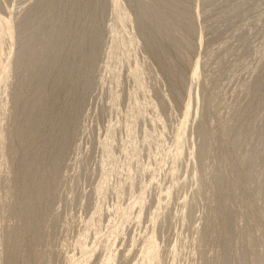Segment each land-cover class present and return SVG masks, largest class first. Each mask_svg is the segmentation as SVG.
I'll return each mask as SVG.
<instances>
[{
    "label": "rangeland",
    "instance_id": "374dc122",
    "mask_svg": "<svg viewBox=\"0 0 264 264\" xmlns=\"http://www.w3.org/2000/svg\"><path fill=\"white\" fill-rule=\"evenodd\" d=\"M34 1L0 0L2 5L0 16L10 19V22H7L12 23L14 26H9L15 27L12 30L13 28L8 26L10 31H13L11 33H15L17 24L23 19L26 10L33 5ZM137 1L142 0H132L128 5H126V1V3L121 2L124 5L122 7L125 8L126 15H124L125 13L122 14L125 20L123 19V25H120L121 28H117V26L115 28L117 33L120 30L119 34H123V36L127 34L125 31H128L129 36L133 40L135 39V42L139 39V33L134 22ZM106 3L108 5L111 2L107 0ZM183 4L192 17L194 31L181 30L176 34L177 40L181 44L180 51L186 56V62L176 66L181 73V81L176 79L167 80L157 61L148 56V52L143 43H139L140 41L137 44L138 48L135 47L136 50L130 51L132 49L129 50L125 46L124 48L120 46L113 55L106 57V53L110 49L109 40L111 39L109 38L112 35L109 34L111 30L107 29L109 25H113L115 17L110 11L111 5L107 6L108 10L104 9L105 11L101 12L100 26L103 30V36L99 43L101 49L99 48L95 58L94 78H92L89 90L85 95L84 104L78 112L76 128L69 138L68 151L55 172L54 191L51 192L48 207L51 213L49 218L54 221L55 227L53 232L50 228L48 233V225L45 230L48 234L51 233L52 236L44 244L43 255L47 259L56 255L60 261L67 263L66 259L71 254H73L71 257L76 256L77 258V255H81L79 254V248L87 243L91 244L95 233L98 234L99 232V237L101 235L103 237V234L106 236V229H110L115 222L118 223L116 220H119L120 224H115L113 229L115 233L113 232L114 235L109 242L111 245L107 257L108 262L103 264H142L141 252L148 244V239L151 236H153L152 240L154 241L147 251V264H199L198 241L201 237L202 226H204V221L207 218L206 209L211 198L209 196H212L210 190H208L210 188L209 184L201 182V174L198 171L199 165H197V163L199 164L197 150L202 140L200 123L203 118V108L211 103L212 98L222 87L227 93L225 92L224 96H220L221 99L216 102V107L213 108L212 112L210 110L206 111L208 113L207 127L209 133L212 134V130H214L213 134H215L211 135L214 138L213 141H215L211 146L213 149L210 150L211 155H213L208 159L209 161L210 159L214 160L215 155L224 150L231 165L240 175V180L236 184H239L237 192L240 190L241 192L237 193L236 198L238 201L236 200L235 205L238 207L236 206L235 209L237 208V212L242 209V213L238 212L240 216L237 215L236 226L244 232V228L246 226L247 229V222L251 218L249 224H252L253 221L254 224L252 225L256 227L254 229L252 225H248L252 231V234L248 233V236L250 235L249 237L253 238L252 235L255 234L253 239H257L258 242L256 246L250 248V251H247L249 256L246 257H250L247 262L249 264H264V221L256 220L254 216L257 213L255 207L250 211L249 206L246 207L245 205L248 198L245 200L244 198L247 197L250 185L247 186V183H245L247 180L244 178L245 171L241 165L242 158L236 154L230 141L223 142L215 139V137H220L219 124H225L229 111L244 106L245 94L251 87L254 78L264 80V0H183ZM23 7L25 8L22 9ZM80 21L74 24L75 29L77 27L81 28L83 23ZM103 23L104 25H102ZM2 27L1 23L0 71H3L5 66L6 70L8 69L7 67L17 51H14L17 47L15 36V39L12 36L8 37L7 31H4L6 29ZM10 37H12L11 41ZM235 42L236 44H234ZM122 49H125L130 57L126 56L125 50ZM123 55L126 56V59ZM101 58H104L107 64ZM8 59L9 64L7 65L5 63ZM128 59L129 62L126 64L125 61H128ZM115 61L117 64L114 63ZM196 62H198L199 76L197 75L195 82H191L188 76L192 72L191 69L195 67ZM110 67L115 70L117 76H111ZM135 71L138 74L140 73L137 81L134 80L135 75L133 73ZM131 72L132 74H130ZM233 74L235 76L230 82L229 76ZM216 75L223 82L220 80L221 83H216L215 81L218 80ZM1 76L0 127H2L0 129L2 130L3 126H6L7 131L6 133L0 131V240L6 228L16 227L21 232V219L18 217L20 204L18 203L15 185L22 177L19 169L23 156L19 136L14 131L16 122L13 121L15 119L12 114L10 76L8 71H5ZM132 76L133 79L131 80ZM213 82L218 84L216 88H214V84L212 85ZM189 83H192V85H189ZM169 84L181 85V89H179V98L181 99L178 102L171 98ZM190 86H193L192 89ZM204 86H207L209 91H205ZM133 88L136 91L132 99L129 93H132ZM189 89L192 90V98L190 99L192 113H195L193 118H190V115L185 116L183 114ZM254 93L257 97L263 95L264 85L256 87ZM135 103L137 106H135ZM179 123H183L185 131L180 141V149L177 151L174 147V138ZM246 123L245 120L242 121V125H246ZM237 124L238 122L235 121L230 122L228 125L235 128ZM243 133H245L244 130ZM5 136L11 147L12 156L10 155V157L4 154L1 147L5 141ZM218 143H220V146ZM221 147L224 149L222 150ZM208 159L207 162H209ZM212 160L210 163H213ZM47 162H50V160L48 159ZM82 171L88 173L86 175L87 178H90L89 180ZM3 175L8 180L4 184H2V181H4ZM79 179L81 180L79 181ZM85 179L88 184L90 180L93 183L91 182V185H88ZM99 179L105 180V192L100 200L96 192L95 199H93L95 196L91 195V191H95L96 183L97 186H100L101 181ZM77 180L81 185L84 182L82 189L85 192L88 191L87 194H84V191L81 190L79 182V186L77 184L73 187ZM85 183L88 185L87 187H91V190L86 189ZM78 189L81 193L78 192ZM242 190L246 191L247 194H244ZM89 192L90 195H88ZM82 193L84 197H82ZM92 193L94 195V192ZM77 195L82 198L77 197ZM89 196L90 199H88ZM76 197L78 201H76ZM84 198L87 199L83 200ZM91 199L92 201L89 202ZM94 200L95 203H102L101 218L97 225L100 224L101 230L103 232L106 230L105 233L97 230L100 229L99 226L90 230L87 226L84 227L86 221L89 220L88 215L92 214L91 212L95 207ZM262 200L264 199L262 198ZM86 201L90 204H86ZM240 201L246 207L244 208L246 210L248 208L250 212L248 210L247 212L244 211V208L240 206L242 204H240ZM131 202L133 204L129 207ZM261 202L263 203L261 200L258 203L261 204ZM81 205H88L87 209L89 210L86 209V206L82 207ZM118 207L121 209H118ZM113 210H117L115 212L120 215L117 217L115 212L110 215L109 213ZM243 212L253 217H248ZM243 217L247 220L246 222H244ZM114 219L116 220L112 222ZM43 222L46 225V220H43ZM256 229L257 231L253 233V230ZM94 230L98 232H94ZM96 234L95 236H97ZM27 241L25 239L23 242L26 243ZM97 247L99 248L95 249V253L92 254L93 257L91 256L85 264L100 263V259L106 251L103 248L104 246L98 245ZM1 248L4 251L0 257V264H3L11 251L10 242ZM210 249L207 251L210 255H207L211 257L209 259L212 264H215V262L216 264L222 262L226 264L228 262L227 258L226 263H224L225 259L223 261L225 255L222 257V253L220 255L217 250L215 252L211 249L217 254L215 255V253L209 252ZM24 251L25 249L21 251L20 256H23ZM233 261L230 262L229 260L230 264H235V261ZM63 262L61 264H64ZM19 263L20 261L17 260L16 264Z\"/></svg>",
    "mask_w": 264,
    "mask_h": 264
},
{
    "label": "bare ground",
    "instance_id": "6f19581e",
    "mask_svg": "<svg viewBox=\"0 0 264 264\" xmlns=\"http://www.w3.org/2000/svg\"><path fill=\"white\" fill-rule=\"evenodd\" d=\"M125 1L127 2L126 5L132 2V0H110L111 3L108 4L111 5L110 11L113 13L112 15L115 17V19H113V25H109L111 22L107 24L110 26H108L107 30L111 31L110 33L109 31H106L112 35L111 38L108 37L109 39H111L109 40L110 51L108 50L106 53L107 56H105L109 57L110 55H113L120 46L121 48H124L125 46L129 50L132 49L130 51H133L134 49L136 50V48H138L137 44L140 41L139 43H143L146 51L148 52V56L151 57L152 60L157 61L161 71H163L164 76L167 80L172 81L176 79L178 81H181L182 76L176 66L184 64L186 62V56H184L180 51L181 44L180 42H178L176 34L181 30L186 32L194 31L192 17L189 11L184 6L183 0L137 1V7L134 14V22L136 24L135 27L139 33V39L137 38V42H135V39L133 40L132 37L129 36L128 31H125V33L127 34H124L123 36V34H119L120 30L119 33H117V30L115 29L116 26L117 28H121L120 25H123L124 18L122 14L125 13V8L122 7L124 5H122L121 2L123 3ZM106 2L107 0H35L34 3H32L33 5L26 10V13L24 12L25 14L23 15V17L21 16L23 19L17 24V32L15 31V33H17L16 35H14L15 33H11V31L14 30L15 27L13 28L12 26L14 25L7 22L10 19L8 20L5 19V17L2 18V16H0V24L2 23L3 27L6 29L4 31H7V36H12L13 38L15 36L16 38L15 42L17 44V47L14 50H17L16 54L14 58L11 59L10 64L8 63L9 59L6 61L5 64H9L7 67L8 69L6 70L5 66L3 68V71H0V79L2 78L1 75L5 71H8L11 83L10 87L12 90L10 96L12 97V114L15 119L13 121L16 122V124L13 122L15 124L14 131L19 136V144L20 147H22L23 151L21 160L22 162L19 169L20 175L22 177L16 182L15 185L18 203L20 204L18 217L21 219V232L16 227H13L12 229L6 228L2 233L0 240V257L4 251V249L1 247H5L8 242H10L11 247L10 254L3 264H16L17 260L20 261L19 264H48L49 262L50 264H61L63 262L60 261L56 255H53L49 259H47L45 255H43L44 244L52 237L51 233H48L50 230H52L53 232V229L55 227L54 221L49 218L51 216V213L48 207L50 204L49 202L51 192L53 193L54 191L53 182L54 179H56V169L60 166L59 163L62 161V158L68 151L69 138L70 135L74 133V130L76 128L78 112L84 104L83 101L85 100V95L89 90L92 78H94L93 70L95 68L94 65H96L95 58L101 45H99V43L103 36V30H101L100 26V14L101 12L105 11L104 9H107L108 5ZM1 6L2 5L0 4V9L2 8ZM24 8L25 7H23L22 9ZM124 15H126V13ZM128 19L129 17L127 18V20ZM77 21H80L83 24L81 28L77 27V29H75L74 24ZM102 25H104V23ZM8 26L12 27L13 29L10 31V28H8ZM12 37H10V41ZM234 44H236V42ZM122 50L124 51L125 49ZM129 50H127V52H129ZM132 53L134 54V52ZM125 54L126 56L128 55L126 53V50ZM131 58L129 59L131 60ZM129 59L128 61H125L126 64L129 62ZM103 60L104 58L102 59V61ZM244 60L247 62L246 59ZM105 63L107 64V61H105ZM114 63H116V61ZM110 68L111 70L109 72L111 73V76L114 75L113 77H115V70L112 67ZM224 69L226 70V68ZM191 70L192 72L188 76L190 79L189 81L195 82L197 80V75L199 76L198 62H196L195 67ZM134 73V80L137 81L140 73ZM130 74H132V72ZM234 74L229 76L230 82L231 79L233 80L235 76ZM132 79L133 76L131 80ZM217 79L218 80H216L215 82H220V77ZM216 83H212V85L214 84V88H216L218 85ZM251 83L252 85L244 97V106L241 105L242 107L238 109L235 108L233 111L230 109L231 111H229L228 113L225 124H219L220 137H214L216 140H220L223 142L230 141L236 154L239 155L240 158H242L241 165L245 171L244 178L247 180L245 183H247V186L250 185L248 194L246 191L245 193L244 190H242L244 194H247V197L246 195V198H244L243 196L242 197L244 198V200L248 198V202L245 205L246 207L249 206L250 211L255 207L257 213L254 216L256 217V220L264 221V200H262V198L264 199V93L260 97H257L254 93L256 87L264 85V80H262V78H254ZM189 85H192V83H189ZM207 86H204L205 91H207L208 87H210ZM180 87V84L170 85L169 94L171 98L175 100V102H178L181 99L179 98V89H181ZM133 90L134 88L132 89V93H129V95L132 96V99L134 97V92L136 91ZM185 91L187 92L188 90ZM225 92V89L221 87V89L216 94L214 93L215 97L212 98V100L210 101L211 103L205 105V107L203 106V118L200 123V135L202 136V140L197 150V156L199 159V164L197 163V165H199L198 171H200L201 174V182H207L206 184H209L210 188H208V190H210V194H212V196H209L211 198L208 203V210L206 209L207 218L204 221V226H202L203 228L201 237L198 241V252L200 259L199 264H212L211 260L209 259L211 257L208 256L210 255V253H207L208 249L210 248L213 251L215 250V252L217 250L218 254L220 253V255L222 253V257L223 255H225L223 261L225 259L224 263H226L227 258L228 262L226 264H230L232 260L235 261V264L236 262L237 264L248 263L247 261L250 257H246L249 256V254L247 255V251H250V248L256 246L258 242L257 239H253L255 234L252 235L253 238L249 237L250 235L248 236V233L250 234L252 232L249 229L248 225L254 224L253 221L252 224H249V222H251V218L247 222L248 224L245 223L247 224V229L245 226L244 232L241 231L238 226H236V218L238 212L240 211L239 210L237 212V208L235 209V207L237 206L235 205L237 200L236 196L237 193L241 192V190L237 192V186L239 184L237 185L236 183L240 180V175L231 165L229 158L223 150L224 148L222 149L221 147L223 151L220 153L217 152L218 154L216 153L217 155H215L214 160L210 159V161L212 160L213 163H210L208 159V157L211 158L213 155H211L210 150L213 149L211 146L215 141H213L214 138L213 136H211L214 130H212V134H210L207 127L208 113H206V111L210 110L212 112L213 108L216 107V102L221 99L220 96H224V94L227 93ZM187 93L188 96H186V98L188 97V99L184 104L183 114H185V116L190 115V118H193L195 113H192V105L190 99L192 98V90L189 89V92ZM60 100H62V102H60ZM115 102L117 103V101ZM135 106H137V104ZM243 120L247 122L246 125H242ZM235 121L238 122L237 126L233 128V124L232 128L229 127L228 124ZM177 128L178 129L174 138V147L178 151L181 146L180 141L185 128L183 127V123H179ZM243 130L245 131V133H243ZM0 131L6 133V126H3L2 130L0 129ZM218 144L220 146V143ZM1 147L3 148L2 151L4 152V154L10 157L11 147L9 146V142L6 136L5 141L2 143ZM48 159L50 160V162H47ZM207 159L209 162H207ZM211 169L213 170V172H211ZM84 173L85 172H83V174ZM86 174L88 173H85V175ZM3 177L4 181H2V184H4L7 180L4 175ZM85 177L87 178L88 176L86 175ZM89 179L90 178H87V180ZM80 180L81 179H79V181ZM87 180L85 179V182ZM79 181L77 180L76 183H74L73 187H75V185H77ZM100 181V186H97L96 183L97 188L95 186V191H91V195L95 196L93 199L96 198L95 192L99 195V200L104 195L105 180L101 179ZM91 182L92 180H90L89 182L90 185ZM86 183L85 186L87 187L89 184L87 183L88 185H86ZM79 184L77 186H79ZM82 186H84V182L83 185L80 186L81 190L84 191V189H82ZM88 188L89 187H87L86 189ZM88 190H91V187ZM78 192H80L79 189ZM87 192L84 191V194H87ZM92 192H94V195ZM84 194L82 197H84ZM78 195L77 197L82 198ZM88 195H90V192L88 193ZM77 197L76 201H78ZM90 198L91 197L89 196L88 199ZM238 198L242 200L241 197ZM86 199L87 198H84L83 200ZM260 200L263 201V203L261 202L263 206L258 203L260 202ZM91 201L92 199L89 202ZM242 201H240V204L242 203L240 206L244 208L245 206L243 202L246 201ZM87 203L88 201H86V204ZM93 203H95V200ZM101 204L95 203L93 212H91L92 214L88 215L89 220L86 221V225L84 224V227L87 226L89 230L95 229L94 227L96 226L100 227V224H97L98 222H100L101 218ZM131 204H133V202L130 203L129 207L131 206ZM119 208L120 207H118V209ZM245 208L244 211L246 210ZM249 210L248 212H250ZM115 211L113 210V212H110L109 214L112 215V213H114ZM239 213H242V209ZM244 214H246V216L248 217L252 216L249 214L247 215V213ZM118 215L120 214L116 213L117 217ZM121 215L123 214L121 213ZM43 220H46V225L43 224ZM115 220L116 219H114L112 222H114ZM244 220V222L247 221L245 218ZM116 221L119 223V220ZM118 223L115 222L116 225ZM115 224H113L111 228L109 227L110 229H106L107 232L106 230L105 232L107 233V235L105 236L103 234V237H101L102 235L100 236L101 238L98 236V231L101 230L102 227H100V229H97L98 231L94 230V232H98V234H95L99 238L94 234V239L91 244L87 243L79 248V254H81L80 256L77 255V258L76 256L71 257L73 255L71 254V256L66 259L67 263H63H87L91 256L93 257L92 254L95 253V249L99 248L97 247L98 245L104 246L103 248H105L106 251L103 257H100L101 259L98 257L101 261L99 259L98 260L102 264L107 263V257L111 245L109 242L114 235L113 232L115 230L113 229L115 227ZM46 227L47 230L51 228L50 230H48V233L45 231ZM254 227L256 226L254 225ZM241 229L243 230V228ZM101 231L102 233H105L103 232V230ZM253 231V233H255L257 229ZM25 239L28 240L26 243L23 242ZM152 239L153 236L149 237L147 242L148 244L141 252L142 264L148 263L147 251L153 244L152 242L154 240ZM23 249H25L23 256H20ZM212 250L209 252H213ZM215 255L217 254L215 253ZM221 264H223V262Z\"/></svg>",
    "mask_w": 264,
    "mask_h": 264
}]
</instances>
